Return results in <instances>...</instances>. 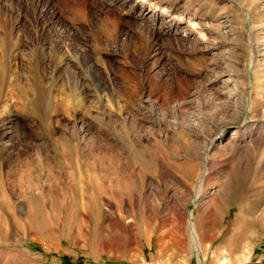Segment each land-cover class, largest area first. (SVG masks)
<instances>
[{
  "label": "rangeland",
  "instance_id": "374dc122",
  "mask_svg": "<svg viewBox=\"0 0 264 264\" xmlns=\"http://www.w3.org/2000/svg\"><path fill=\"white\" fill-rule=\"evenodd\" d=\"M0 11L10 66L23 84L42 82L43 98L59 106L52 137H76L85 148L80 173L61 167V155L46 149L49 137L39 132L41 112L29 105L36 112L28 117L2 98L12 110L0 107V118L24 132L12 140L11 158L19 150L21 160L40 155L50 164L31 172L44 194L36 200L19 196L20 184L5 185L0 264H218L223 256L228 264H264V0H82L73 9L57 0H0ZM232 136L246 154L226 146ZM154 140L177 163L192 162L189 142L200 152L209 146L215 161L201 194L199 178L188 192L163 180L156 160L131 196L113 195L123 173L140 182L131 147ZM12 172L3 171L8 178ZM72 173L82 178L74 182ZM149 180L165 190L162 199ZM221 180L228 185L210 209L205 200ZM172 191L181 198L174 208L186 204L183 222L162 209ZM157 203L156 216L148 209ZM194 217L203 250H191L184 238Z\"/></svg>",
  "mask_w": 264,
  "mask_h": 264
},
{
  "label": "bare ground",
  "instance_id": "6f19581e",
  "mask_svg": "<svg viewBox=\"0 0 264 264\" xmlns=\"http://www.w3.org/2000/svg\"><path fill=\"white\" fill-rule=\"evenodd\" d=\"M57 1L58 2L60 1L61 4H64L68 8H72V9L74 8V6H77L79 3L82 2V0H80L77 5H74L73 4L74 0H57ZM7 27H6L4 18H3V14L0 11V79H2V78L4 79L5 78V80H6V78H9V83L6 85V82H5V84L3 86V89L5 87H8V89L6 88L5 91L2 90V95H0V102L2 101V98L4 96L7 97V99H10V101L12 99V105L14 107L20 109V111L23 112L28 117L29 116L35 117L36 110L35 109H30L28 107L29 105L35 106L39 110L37 112H39V113L41 112L40 115H39L40 118H38L39 119V125H40V131L39 132L41 133V131H42V133H45L46 136L49 137V143H45L46 149L47 148L48 149H52L53 153H59V155H61V158H62V159H60L61 160L60 161L61 162V167H63V168H66V167L76 168V170L79 171V173H80L81 163L79 161V157L82 156V154H84L85 148H80L81 147L80 146V141L77 140L76 137L65 136L64 140H61L60 138L52 137L53 130H52V126H51V124H52L51 123V120H52L51 118L53 117V115L56 112V110H58L57 107H59V106L56 103L52 104V102H50L49 98L46 97L47 98L46 99L45 96L43 98V94H44L43 92H44L45 88L41 84L42 82L38 83V84L36 82V84L33 85L34 87H29L27 84H25V83L23 84L22 81L19 79V77H20L19 71H16V70L14 71L15 68L13 69L10 66V63H9L10 61L8 60V57H9L10 52L13 51V50H11V45L9 43L10 40L8 41V38L11 37V36H9V33H8L9 30H7ZM17 28H20V27H17ZM12 29H13V27H12ZM12 29H11V31H12ZM21 29H22V27H21ZM34 29H36V27ZM40 35L41 34L39 33V36ZM16 46H18V45H16ZM36 46H34V47L36 48ZM13 47H15V45H13ZM15 48H17V47H15ZM30 51H33V49L30 50ZM16 52H18V51H16ZM36 53H37V51H36ZM13 54L11 56L14 57ZM32 54H31V57L33 59ZM16 55H18V54L16 53ZM35 57H36V59H38L36 55H35ZM32 71L34 72L33 67H32ZM16 76H17V79H15ZM1 81H3V80H1ZM14 82H16V84H15L16 85V89H14ZM0 90H1V88H0ZM33 90H34V93L32 92ZM45 92H46V90H45ZM46 106H49L47 111L45 110ZM0 107H2L1 110L4 113L9 112V111L12 110V109L10 110V107H8L7 103H0ZM240 113H241V111H240ZM36 114H38V113H36ZM25 125H28V124H25ZM30 128H31V126H30ZM30 128H29V130H30ZM20 130H21V125L19 123H12L11 119H7L6 120L5 118H2V119L0 118V145L3 144L2 147L0 148V196L2 198H5V196L7 194V191H6V188H5L6 184L9 183L13 187L14 186H18L20 184L21 186L24 187V189H22L20 191L19 196H22L23 198L25 197L26 199H28L27 202H30V201L33 200V198L36 200L37 197H40V196L42 197V195L44 196L43 190H41V189L38 190L39 188L36 189V187H35V186H38V179H39V178H37L38 176L36 175L37 176L36 177L35 174H32L31 172L34 171V170H39V169H41L43 167H46V166L48 167L49 164H50V160L47 161L46 159H43L40 155H36L35 157L33 155H30L29 157H27V160L24 161V160H21L20 154L17 155V152L19 150L18 151L15 150L16 151V153H15L16 157L14 159H12L11 156H10V154H12L11 151L14 150V149H11V148H14V143L12 142V140L14 138H17V140H18L19 136L21 135L20 134L21 132L24 134V132L20 131ZM22 130H23V128H22ZM33 134H34V131H33ZM36 135H38V134H36ZM73 136H74V134H73ZM62 137H63V135H62ZM5 138H7V139L4 140ZM234 138H236V137L232 136L231 138H229L227 143H226V146L229 147L230 149L239 151V154L240 153L243 154V152H244V154H246L245 153L246 152L245 149L247 147L246 144L245 143L243 145H241V144L239 145L238 144L236 146L234 144L235 143L234 142V140H235ZM71 139L73 140V142H71ZM193 142H194V140H193ZM193 142H189L188 143L190 145V149L188 148L189 149V153H190V157L189 158L192 160V162L177 163L176 161H174L168 155V153L164 152L161 149L159 143L156 140H154L152 143H146V142L140 141V143H139L140 148H134V147L132 148L131 147V155L129 157L130 164L133 167L135 166V164L137 163V160H138V163H139L138 166L139 167H136V170H137V174H138V176L140 178V180H139L140 182H137L135 179H133L130 174L123 173V174H121V178H117V180L115 179L116 182L114 184V189L112 190L113 195L117 196L118 199L119 198L124 199L123 196L129 195V194L131 196L133 191L137 188L138 184H141L144 181V179H146V178H144V177H146L148 175V174L146 175V169L151 170V168H153L154 165L156 164V160H162V165L160 166V168H161L160 170H161V176H162L163 180H165L166 182H170L172 184H173V182L174 183L177 182V183L181 184L184 187L185 192H188L190 187L193 185V182H194L195 178L196 179L199 178L200 181H199V184L197 185V188H196V195L201 194V188L203 187V183L205 182V179L207 178L208 169H210L209 168V164H210V166L214 165L213 162L215 160H212V157H211L214 153L210 154L208 156V154H207L208 148H209L208 145L203 147V152H200L199 150L196 149V144L193 143ZM7 146L9 148L5 149ZM51 146H52V148H51ZM9 149H11V151ZM171 149H174V147L171 146ZM6 150L7 151L9 150L10 152L9 151L7 152ZM187 150L185 149L186 152H187ZM222 150H225V149H222ZM5 152H7V153L5 154ZM196 160H198L197 163H196ZM129 161H128V163H129ZM188 161H189V159H188ZM244 161H246V160H244ZM53 163H55V162H53ZM212 163H213V165H212ZM59 165H60V163H58L57 166L59 167ZM63 168H61V169H63ZM123 168H124V166H123ZM212 169H213V167H212ZM4 170L13 171L12 172V177L9 176L10 178H8L7 174L3 173ZM127 170H129V169H127ZM117 171H120V169H118ZM131 173H133V172H131ZM155 177H156V175H155ZM69 178H70V176H69ZM71 178L75 182L78 178H82V177H81V175H74L73 174V175H71ZM134 178H136V177H134ZM150 182H151L150 191L154 192L155 196H157L158 198L162 199L166 195V194H164L165 190L162 189V187H161V185L159 183L158 184H156V183L154 184V180H151ZM226 184L228 185V182H226L225 180H221V181L217 182L215 186H213L211 193H209V195H207V196H209V198H206V200H205V204L204 205L206 207H208L210 209L212 208V204L217 199V196L221 195L222 192L226 189L225 188ZM204 187H206V186H204ZM192 188L194 189V186H192L191 189ZM202 190H203V188H202ZM47 192H49L47 195H50L51 191H47ZM173 193L168 195L167 198H169V201H167L166 207H164L162 209H163V211L166 210L167 212H172L173 211L177 216L182 214V215H180L181 217H179V218H181V222H183L184 216L185 217L187 216V214H186L187 212L185 210L186 204L183 205V207H181V208L180 207L174 208L175 202L177 200L179 201L181 198H178V196H176L175 192H173ZM207 196H204L203 198H205ZM6 198H7V196H6ZM203 201H204V199H203ZM124 202L127 203L126 200H124ZM160 204L161 203H157L156 205H152L151 208L148 209L149 213L152 214V215H156L157 216L158 212H160V210H161L160 209ZM141 206L142 207H139V208L143 210V205H141ZM134 207H135V205H134ZM29 209H28V207H26V205L25 206L21 205V206H19L18 210H19L20 214H23V213L27 214L29 212ZM33 209L30 210L31 213L35 211ZM253 209H255V208H253ZM253 209H251V208L249 209V207H246V206H239V210L242 211V212L243 211H248V210L252 211ZM207 211H209V210H207ZM108 214L110 215V213H108ZM192 216H193V214L190 215L191 220H192ZM179 218H178V220H179ZM238 219L240 220V223L242 225H243L244 222H246V218L244 216L243 217L240 216V217H238ZM258 219L259 218H257L256 220H258ZM191 220L189 219V221H188V224H187L188 226L186 227L184 238L187 241V243L189 244V246L191 247V250H192V248L193 249L197 248V250H203V247H202V244H201L200 232L198 230V225H197V219L195 218V220H193V221H191ZM126 221L128 223H132L133 222V220L130 219V218L128 220H126ZM128 226H130V225H128ZM123 228L124 227L120 226L119 230H123ZM223 251L226 253V250H223ZM228 261H229V258L227 256H223L221 258V260H219L217 263L218 264H228Z\"/></svg>",
  "mask_w": 264,
  "mask_h": 264
}]
</instances>
